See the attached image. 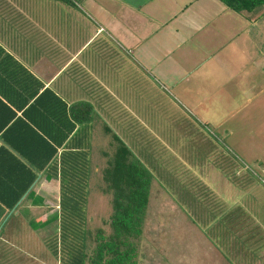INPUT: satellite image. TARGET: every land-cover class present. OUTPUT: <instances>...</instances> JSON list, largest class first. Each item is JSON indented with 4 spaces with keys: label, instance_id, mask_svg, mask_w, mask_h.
<instances>
[{
    "label": "crops",
    "instance_id": "obj_1",
    "mask_svg": "<svg viewBox=\"0 0 264 264\" xmlns=\"http://www.w3.org/2000/svg\"><path fill=\"white\" fill-rule=\"evenodd\" d=\"M245 13L234 12L218 0H0V99L7 97L15 104L17 117H24L23 107L45 90L68 107L88 103L94 110L87 126L91 150L93 132L105 134L106 125L150 171L138 148L153 133L161 132L149 127V103L156 111L159 106L163 109L161 97L172 98L207 115L204 105L208 90L203 74L192 79L189 75L206 65H214L217 71H222V65L232 69L242 65L249 34L243 27ZM148 98L153 101L148 102ZM10 116L0 107V149L10 151L27 165L13 149L30 151L43 142L37 138L36 128L25 125L13 126L4 134L3 123ZM28 116L35 123L41 122L39 111ZM161 146L180 160L176 150H183L186 144ZM185 161L179 164L186 171L181 167L172 171L177 177L170 182L174 196L167 194L165 186L169 181L163 167L167 165L160 163L156 174L150 171L149 202L157 191L158 214L161 211L164 215L168 207L175 214L183 210L185 229L200 236L206 259H212L211 251L223 264H264V221L259 219H264L260 216L264 195L260 187L242 176V169L238 170L233 160L209 159L211 169L204 173L195 168L204 163L196 162L193 156ZM93 170L98 172L91 161V173ZM0 172L12 179L20 169L2 154ZM188 182L195 193L203 189L198 193L201 205L215 212L218 205L220 213L213 220L205 218V228H212L205 236L198 223L192 224L184 196L177 194L180 190L176 186ZM4 187L0 185V189ZM165 197L175 201L165 203ZM58 212L59 181L42 173L36 174L13 209L0 204V264H20L22 259L31 264L30 258L36 255L35 233L43 231L40 240H45V230L58 225V220H53ZM158 228L166 229L163 224ZM219 260L216 262L221 264Z\"/></svg>",
    "mask_w": 264,
    "mask_h": 264
},
{
    "label": "rangeland",
    "instance_id": "obj_2",
    "mask_svg": "<svg viewBox=\"0 0 264 264\" xmlns=\"http://www.w3.org/2000/svg\"><path fill=\"white\" fill-rule=\"evenodd\" d=\"M245 14L243 27L249 29V34L245 37L242 65H233L234 70L229 65L219 66L223 67L222 71H217L214 65H206L189 75L192 79L203 74V83L208 90L204 105L207 115L200 114L195 108L193 110L191 105L183 101L177 103L172 98H168L169 101L167 97H161L163 109L159 106L155 111L154 105L150 102L153 100L148 98L149 112L152 111L153 116V119L152 116L148 117L149 127L151 130H161V132L153 133L152 137L149 136L151 140L145 141L140 147L138 145V148L142 160L150 164L149 169L154 174L160 163L164 162L167 165L165 169L163 167V175H167L169 181L165 184L169 195L176 194L170 188L171 180L172 183L174 179L177 181V177L172 173L173 169L181 167L186 171V168L179 163L186 162L185 160L191 156L196 162L204 163L201 166L195 165L198 173L211 169V164H207L209 159L233 160L235 167L238 170L242 169V176L250 177L264 195V36L261 35L264 32V6ZM255 32L261 34L257 36ZM210 67L214 68L210 70ZM155 85L158 87L156 83ZM208 97H210L209 101H207ZM106 137L109 138L102 131L92 134L90 160L93 169L103 168L104 159L100 151L110 152L111 148ZM177 142L186 144L183 150H176L181 156L180 160L174 156L173 151L171 156L167 151L162 150L161 146L169 147ZM164 151L165 153H162ZM214 168L219 167L212 166V169ZM100 178L99 170L91 173L87 192H81L87 200L85 206L79 208L83 213L85 211L84 222L80 220L76 224H65L63 231L61 226L52 224L53 228L50 231L45 230L46 239L43 241L40 240L43 231L35 233L38 235L35 240L36 255L35 258H30L31 264H73L76 259L80 264H89L87 259L84 261L82 254L86 253L87 258L91 255L92 236L96 229L102 228L109 233V228L102 225V220L108 218L112 211L109 196L103 195L100 191L102 187ZM176 187L180 190L177 194L180 197L184 196V206L187 214L192 216L191 220L194 222L192 224L198 223L201 226L198 230L205 236L206 231L212 230L210 227L205 228L207 226L205 218L209 217L213 220L216 214L220 213L217 212L218 205L216 212L212 208H206L205 204L201 205L202 199L199 200L198 193L203 192V189L195 193L189 182ZM157 199L156 191L151 196L143 236L138 245V264H219L216 262L219 256L211 251L208 254L212 255V259L205 258V249L200 242V236L195 235L192 230L185 229V221L181 220V214L184 216L185 212L180 210L181 214L179 212L175 214V211L168 207L161 216V211L158 214L156 208ZM167 201L172 202L175 199L165 197V203ZM81 202H84L83 198ZM261 208L260 216L263 217V203ZM79 217L81 218V215ZM259 219L264 221L263 218L259 217ZM158 224H163L166 229L162 231L158 228ZM72 229H75V237L68 238L66 235L71 233ZM84 231H88L86 236ZM63 234L64 237L66 236L65 239L61 237ZM84 243L87 252L83 251ZM76 252H79L78 256L75 255ZM71 256L73 257L70 258ZM22 263L28 264L27 259H22L20 264Z\"/></svg>",
    "mask_w": 264,
    "mask_h": 264
},
{
    "label": "trees",
    "instance_id": "obj_3",
    "mask_svg": "<svg viewBox=\"0 0 264 264\" xmlns=\"http://www.w3.org/2000/svg\"><path fill=\"white\" fill-rule=\"evenodd\" d=\"M218 1L237 13L251 12L264 6V0ZM46 97L48 100H45ZM5 98V101L0 99V107L12 116L3 123L4 134L13 126L34 127L39 131H34L37 138L43 143L30 151L13 149L27 165L10 151L0 149V157L2 154L7 155L20 169L19 174L15 173L12 179L0 172V185H6L0 189V204L13 209L34 182L36 174L42 173L59 181V212L53 220H58L61 230H64L65 224H76L80 220L84 222L85 211L83 213L79 208L87 203L81 192H87L91 174V144L87 126L94 117L92 106L79 102L68 107L45 90L23 107L21 112L24 117H17L13 111L15 104ZM38 111L41 122L35 123L28 114ZM104 132L109 136L111 149L110 152L102 151L103 168L97 169L101 176L100 191L110 198L111 214L102 220V225L109 228V233L102 228L96 229L92 236L91 255L87 258L84 253L82 257L89 264H138V245L144 232L153 176L106 125ZM82 198L84 202H81ZM87 233L84 231L85 236ZM75 234V229H72L66 236L71 238ZM61 237L65 239L64 234ZM84 250L87 252L85 243ZM75 255L78 256L79 252ZM75 261L78 262L77 259Z\"/></svg>",
    "mask_w": 264,
    "mask_h": 264
}]
</instances>
